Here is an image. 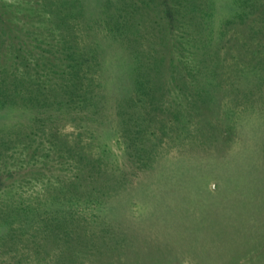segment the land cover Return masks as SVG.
Instances as JSON below:
<instances>
[{"label":"rangeland","instance_id":"rangeland-1","mask_svg":"<svg viewBox=\"0 0 264 264\" xmlns=\"http://www.w3.org/2000/svg\"><path fill=\"white\" fill-rule=\"evenodd\" d=\"M3 239L0 264H264V0H0Z\"/></svg>","mask_w":264,"mask_h":264},{"label":"trees","instance_id":"trees-1","mask_svg":"<svg viewBox=\"0 0 264 264\" xmlns=\"http://www.w3.org/2000/svg\"><path fill=\"white\" fill-rule=\"evenodd\" d=\"M0 243V249L3 250L5 247H7V242L5 239L1 240Z\"/></svg>","mask_w":264,"mask_h":264}]
</instances>
